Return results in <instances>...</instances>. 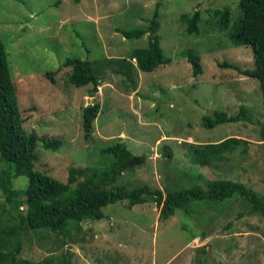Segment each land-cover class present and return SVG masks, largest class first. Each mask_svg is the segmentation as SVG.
<instances>
[{
	"label": "rangeland",
	"instance_id": "1",
	"mask_svg": "<svg viewBox=\"0 0 264 264\" xmlns=\"http://www.w3.org/2000/svg\"><path fill=\"white\" fill-rule=\"evenodd\" d=\"M159 2L157 35L170 63L144 73L126 60L147 46V36L126 40L118 30L145 28ZM224 8L231 28L241 17L238 0H0V40L23 128L60 142L56 150L38 143L34 171L66 183L71 167L108 168L113 156L103 150L123 141L135 157L118 179L128 189L205 190V180L224 179L245 184L264 202L259 126H201L203 117L216 111L234 115L241 106L255 120L264 119L258 82L237 71L253 69L251 49L234 47L228 31H219L214 12ZM194 11L200 13L199 33L191 36L180 17ZM187 51L200 58L197 77L183 56ZM73 58L96 63V94L89 93L90 85L70 84L71 70L62 64ZM115 61L130 63L129 73ZM49 73H55L52 80ZM94 102L101 110L86 141L82 109ZM230 137L246 144L225 153L223 161L198 165L190 157V148ZM27 184L25 176L12 180L15 190ZM25 209L17 213L0 191V228L18 224ZM190 209L191 214L178 210L162 220L152 196L131 209L122 201L103 208L104 218L82 223L81 230L72 225L69 237L21 231L19 257L54 264H63L64 254L71 264H264V216L251 205L234 196L221 203L194 201Z\"/></svg>",
	"mask_w": 264,
	"mask_h": 264
},
{
	"label": "trees",
	"instance_id": "2",
	"mask_svg": "<svg viewBox=\"0 0 264 264\" xmlns=\"http://www.w3.org/2000/svg\"><path fill=\"white\" fill-rule=\"evenodd\" d=\"M78 3L79 0H74ZM156 4L152 18L145 28L134 30H118L126 39H140L147 36V46L134 49L126 60H134L139 71L151 73L161 66L170 63L164 57L157 35L159 29V7ZM241 17L230 28V12L228 8L216 10L219 31H228V40L234 47H249L253 56V69L237 71L244 77L256 80L259 84L264 108V0H238ZM185 25L187 34L196 36L199 33L200 13L183 14L180 17ZM191 65L194 77L202 73L200 58L191 51L183 53ZM127 72L130 63L118 62ZM96 63L78 58L66 59L63 68L71 70L69 82L76 88L90 85V94H96L100 86L94 65ZM123 76L128 73L119 71ZM55 73H49L52 76ZM17 87L14 85L7 63V53L0 40V191L12 209L19 213V208L25 206V214H18V224L0 228V264H54L49 260L31 262L21 259L22 243L20 232L48 230L64 237L70 236V227L82 229V223L99 221L104 218L103 208L108 205L126 201L129 209L144 204L147 196H152L154 203L160 208V217L167 220L178 210L191 214L192 202L205 201L207 203H221L234 196L252 206V210L264 216V202L255 192L245 184L230 180H205L206 189L191 188L187 190L163 193L160 189H149L147 186L128 189L119 184L121 174L130 168L135 157L128 150L123 141H116L103 150L111 154L113 162L108 168L99 167H71L68 170L66 183H61L47 175L34 171L33 163L37 159L36 147L40 142L46 150H56L60 145L58 140L38 137L34 133H27L24 128V119L18 110ZM100 104L94 102L82 109L81 126L86 141L93 135V123L100 113ZM247 122L259 126V137L264 142V119L257 121L249 110L241 106L234 115L216 111L211 116L202 118L201 126L210 130L221 124H235ZM245 141L228 138L217 144H206L190 148L189 154L193 161L202 165L213 160L223 161L224 154L231 151ZM164 155L171 158L170 150ZM19 176L28 179L26 188L15 190L12 180ZM72 222V224H70ZM14 238L17 240L14 244ZM13 243L10 245V241ZM64 263L71 264L70 256L64 254Z\"/></svg>",
	"mask_w": 264,
	"mask_h": 264
}]
</instances>
